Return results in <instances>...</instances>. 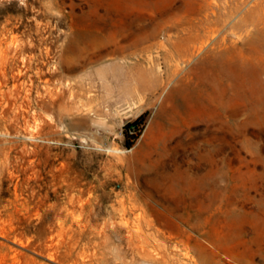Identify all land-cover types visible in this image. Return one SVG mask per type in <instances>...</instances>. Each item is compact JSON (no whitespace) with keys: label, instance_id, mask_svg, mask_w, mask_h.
Masks as SVG:
<instances>
[{"label":"rangeland","instance_id":"obj_1","mask_svg":"<svg viewBox=\"0 0 264 264\" xmlns=\"http://www.w3.org/2000/svg\"><path fill=\"white\" fill-rule=\"evenodd\" d=\"M0 264H264V0H0Z\"/></svg>","mask_w":264,"mask_h":264},{"label":"trees","instance_id":"obj_2","mask_svg":"<svg viewBox=\"0 0 264 264\" xmlns=\"http://www.w3.org/2000/svg\"><path fill=\"white\" fill-rule=\"evenodd\" d=\"M148 115L149 113H145L137 121L131 122L125 127V134L127 135L128 138H130V134L132 133L134 141L139 139V137L142 135L144 131L146 118L148 117ZM133 145L134 143L131 142L127 145V147L130 149L133 147Z\"/></svg>","mask_w":264,"mask_h":264},{"label":"bare ground","instance_id":"obj_3","mask_svg":"<svg viewBox=\"0 0 264 264\" xmlns=\"http://www.w3.org/2000/svg\"><path fill=\"white\" fill-rule=\"evenodd\" d=\"M17 94L19 95L20 94V91H17ZM20 96V95H19Z\"/></svg>","mask_w":264,"mask_h":264}]
</instances>
